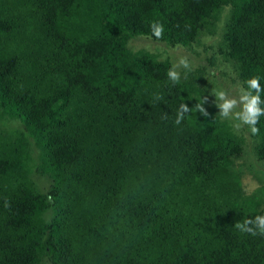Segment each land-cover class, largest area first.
Here are the masks:
<instances>
[{"label": "trees", "instance_id": "1", "mask_svg": "<svg viewBox=\"0 0 264 264\" xmlns=\"http://www.w3.org/2000/svg\"><path fill=\"white\" fill-rule=\"evenodd\" d=\"M226 6L228 55L264 87V0H0V118L21 120L54 180L49 199L28 138L0 133V264H264V236L234 227L264 215L235 167L244 139L207 103L176 125L203 90L128 47L153 21L191 47Z\"/></svg>", "mask_w": 264, "mask_h": 264}, {"label": "rangeland", "instance_id": "2", "mask_svg": "<svg viewBox=\"0 0 264 264\" xmlns=\"http://www.w3.org/2000/svg\"><path fill=\"white\" fill-rule=\"evenodd\" d=\"M231 7L226 6L221 19L217 24L214 34L204 33L191 46L182 44H170L163 40H157L154 36L135 35L128 39V47L136 52L148 50L154 53L160 60L169 61L171 66L177 63L180 58L186 57L191 65V71L182 67L177 69L181 77L196 82L199 89L203 90L204 98L207 99V106L218 114L213 92L224 91L230 98H238L240 88L245 87L235 69L232 58L224 43V33ZM246 88V87H245ZM239 110V109H237ZM225 120V119H224ZM228 121L233 130L244 139L242 155L236 160L235 167L241 176V183L246 194H259L264 198V161L256 155L258 135H252L247 126L236 129L235 120ZM0 133L11 135H24L30 143V176L37 189L50 199L54 180L51 175L42 172L40 168V149L36 142L24 128L18 118L5 115L0 118ZM53 217V209L45 212V219L50 222ZM46 239V237H45ZM39 264H53L51 254L43 256Z\"/></svg>", "mask_w": 264, "mask_h": 264}, {"label": "clouds", "instance_id": "3", "mask_svg": "<svg viewBox=\"0 0 264 264\" xmlns=\"http://www.w3.org/2000/svg\"><path fill=\"white\" fill-rule=\"evenodd\" d=\"M150 31L152 36L157 40L163 38L164 27L160 22L153 21L150 25ZM181 67L189 72L192 70L188 59L182 57L166 73L168 80L173 86L179 84L181 81V73L177 70ZM244 83L247 87L240 88L238 98H230L224 91L213 92V95L216 107L219 109L218 115L221 119L235 120L237 121L234 124L236 129L247 126L252 135H257L260 131L257 125L260 122L261 116H264V107L261 106L264 105V99L261 98L264 87L261 86L260 77L249 78ZM155 99L160 100L162 97L156 95ZM205 103H207L206 98L202 102L197 103L193 108H189L187 103H181L177 109L174 123L180 125L185 118V114L194 111L199 112L204 117H208L209 113L204 107ZM164 119H167V117L165 116ZM234 227L241 233L250 234L253 237L258 235L264 236V215H256L254 218L237 222Z\"/></svg>", "mask_w": 264, "mask_h": 264}]
</instances>
